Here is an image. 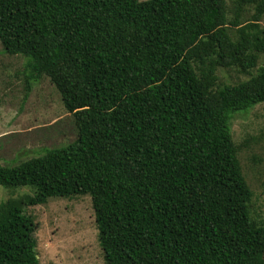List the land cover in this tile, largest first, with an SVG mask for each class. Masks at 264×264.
I'll return each instance as SVG.
<instances>
[{
  "label": "trees",
  "instance_id": "16d2710c",
  "mask_svg": "<svg viewBox=\"0 0 264 264\" xmlns=\"http://www.w3.org/2000/svg\"><path fill=\"white\" fill-rule=\"evenodd\" d=\"M0 0V44L46 76L76 136L14 165L0 185V264H40L25 212L89 195L104 264H264V223L231 115L264 103V0ZM253 5L251 18L240 11ZM229 26L235 27L232 31Z\"/></svg>",
  "mask_w": 264,
  "mask_h": 264
},
{
  "label": "rangeland",
  "instance_id": "374dc122",
  "mask_svg": "<svg viewBox=\"0 0 264 264\" xmlns=\"http://www.w3.org/2000/svg\"><path fill=\"white\" fill-rule=\"evenodd\" d=\"M226 3L227 15L232 17L234 3ZM254 10L253 5L244 7L240 21L251 18ZM259 23L264 26V15ZM234 29L229 26L230 31ZM1 49L0 44V162L14 165L46 148L71 142L76 127L72 114L62 106L56 86L41 76L26 91L25 59ZM258 66L264 67L263 54L248 72L218 68L216 73L221 83L235 84L255 74ZM229 125L242 173L252 190L251 215L264 223V103L234 113ZM30 193L27 186L0 185V203ZM25 212L36 223L33 235L40 264H104L89 195L50 198L43 204L27 206Z\"/></svg>",
  "mask_w": 264,
  "mask_h": 264
}]
</instances>
